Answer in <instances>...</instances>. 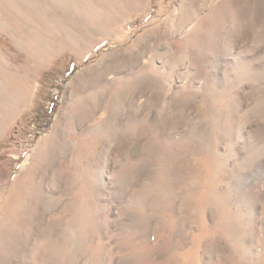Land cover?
<instances>
[{
	"label": "rangeland",
	"instance_id": "rangeland-1",
	"mask_svg": "<svg viewBox=\"0 0 264 264\" xmlns=\"http://www.w3.org/2000/svg\"><path fill=\"white\" fill-rule=\"evenodd\" d=\"M0 264H264V0H0Z\"/></svg>",
	"mask_w": 264,
	"mask_h": 264
}]
</instances>
